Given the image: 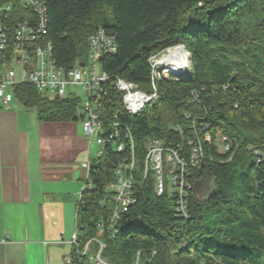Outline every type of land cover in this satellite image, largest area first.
<instances>
[{"label": "trees", "instance_id": "1", "mask_svg": "<svg viewBox=\"0 0 264 264\" xmlns=\"http://www.w3.org/2000/svg\"><path fill=\"white\" fill-rule=\"evenodd\" d=\"M43 1L59 67L85 66L88 39L98 29L115 37L116 53L100 60L111 78L101 115H117L119 130L130 131L136 161L135 203L113 230L109 186L131 148L127 143L118 153L108 144L93 163L78 207L79 254L73 251L72 264H96L99 253L105 264H264V0ZM177 46L191 56L190 77L158 80V101L137 116L127 114L111 82L120 78L152 93L150 58ZM14 94L40 122L81 121L78 97L49 98L29 85ZM153 139L184 162L186 219L169 186L159 195L155 175L145 174ZM198 143L203 162L194 167Z\"/></svg>", "mask_w": 264, "mask_h": 264}, {"label": "built area", "instance_id": "2", "mask_svg": "<svg viewBox=\"0 0 264 264\" xmlns=\"http://www.w3.org/2000/svg\"><path fill=\"white\" fill-rule=\"evenodd\" d=\"M48 23V8L43 0H0V102L4 108L9 109L15 98V88L22 85L32 86L49 98L77 97L71 93L74 87L84 91L86 99L82 101L80 113L82 132L90 148L97 147V151L94 159L81 164L82 168L89 174L93 163L101 157L103 148L108 144L115 146L116 151L120 153L128 143L132 151L130 161L118 167L115 173L116 181L109 186L115 202L114 215L109 223V228L113 230L115 223L122 215L128 213L135 203L132 173L136 165L130 131L122 133L119 130L117 115L113 116L115 120L101 115L111 78L108 73L102 71L100 60L103 56L116 53V39L103 29H98L88 39L87 64L67 70L59 67L53 59V45L48 38ZM166 52L149 60L152 67V93H146L137 85L120 78L111 82L112 87L121 95L122 108L127 114L137 116L158 101L157 81L172 76L170 69L161 63V59L168 53ZM225 141L226 138L221 143L223 152L229 149ZM202 162V148L198 143L194 147L191 164L199 167ZM185 168L178 153L167 151L163 142L156 139L149 142L145 174L151 172L155 175V188L159 195L163 194L167 185L169 186L168 190L174 193L177 200V212L184 219L188 218L185 204ZM89 182L86 187H89ZM100 229L103 230V225H100ZM71 244L79 254L77 233L72 236ZM100 245L101 250L104 249V246ZM88 251L89 244L83 254ZM93 262L105 264L100 253L93 258ZM67 264H72V258Z\"/></svg>", "mask_w": 264, "mask_h": 264}, {"label": "crops", "instance_id": "3", "mask_svg": "<svg viewBox=\"0 0 264 264\" xmlns=\"http://www.w3.org/2000/svg\"><path fill=\"white\" fill-rule=\"evenodd\" d=\"M13 103L0 102V264H67L95 151L81 121L43 123Z\"/></svg>", "mask_w": 264, "mask_h": 264}, {"label": "bare ground", "instance_id": "4", "mask_svg": "<svg viewBox=\"0 0 264 264\" xmlns=\"http://www.w3.org/2000/svg\"><path fill=\"white\" fill-rule=\"evenodd\" d=\"M168 69L175 71L187 70L189 65V55L182 46L173 47L167 55L161 59Z\"/></svg>", "mask_w": 264, "mask_h": 264}, {"label": "rangeland", "instance_id": "5", "mask_svg": "<svg viewBox=\"0 0 264 264\" xmlns=\"http://www.w3.org/2000/svg\"><path fill=\"white\" fill-rule=\"evenodd\" d=\"M186 51V50H185ZM168 52V51H167ZM166 52V53H167ZM188 54V53H187ZM164 55V54H163ZM189 55V54H188ZM190 56V55H189ZM191 57V56H190ZM188 69L190 70L191 69V61H190V59H189V65H188ZM71 93H73V94H75L81 101H84L85 99H86V95H85V93H84V91L81 89V88H79V87H74V88H72V90H71ZM13 104H17L18 106H20V107H23V105L19 102V100L15 97L14 98V103ZM97 148V147H96ZM96 148H94L93 149V151H97V149ZM220 150L222 151V148L220 147ZM95 152H93V155H92V159H94L95 158V156H96V154H95ZM84 185H85V183H84ZM208 186H211V181H209L208 182Z\"/></svg>", "mask_w": 264, "mask_h": 264}, {"label": "water", "instance_id": "6", "mask_svg": "<svg viewBox=\"0 0 264 264\" xmlns=\"http://www.w3.org/2000/svg\"><path fill=\"white\" fill-rule=\"evenodd\" d=\"M189 59L191 61V57L190 56H189ZM170 74L172 76H175V77L180 78V79H186V78L190 77V70L187 69V70H182V71H175V70L170 69Z\"/></svg>", "mask_w": 264, "mask_h": 264}]
</instances>
